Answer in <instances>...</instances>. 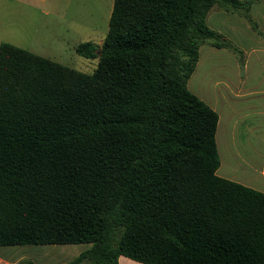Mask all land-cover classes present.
Returning a JSON list of instances; mask_svg holds the SVG:
<instances>
[{"label": "trees", "instance_id": "16d2710c", "mask_svg": "<svg viewBox=\"0 0 264 264\" xmlns=\"http://www.w3.org/2000/svg\"><path fill=\"white\" fill-rule=\"evenodd\" d=\"M258 0H114L85 74L0 44V247L88 245L66 264H264V193L217 175L219 115L188 82L207 22ZM19 264H34L25 259Z\"/></svg>", "mask_w": 264, "mask_h": 264}, {"label": "crops", "instance_id": "0c3cea01", "mask_svg": "<svg viewBox=\"0 0 264 264\" xmlns=\"http://www.w3.org/2000/svg\"><path fill=\"white\" fill-rule=\"evenodd\" d=\"M250 14L256 28L240 13L218 7L211 10L207 19L209 27L230 40L241 54L207 45L210 94L199 87L195 89L200 94L198 97L219 115L217 175L264 193V0L255 1ZM39 246L54 248L44 251ZM70 246L73 245L0 247V264H19L25 259L34 264H66L82 252L64 260L66 247ZM119 263L142 264L123 256Z\"/></svg>", "mask_w": 264, "mask_h": 264}, {"label": "rangeland", "instance_id": "374dc122", "mask_svg": "<svg viewBox=\"0 0 264 264\" xmlns=\"http://www.w3.org/2000/svg\"><path fill=\"white\" fill-rule=\"evenodd\" d=\"M113 5L114 0H0V44L7 43L79 72L93 74L99 58H85L78 54L77 47L85 42L102 47L109 32ZM209 50L207 45L202 46L200 64L188 82L196 96L200 95L196 87L210 94ZM86 247H66L63 259H73ZM38 248L48 251L54 247Z\"/></svg>", "mask_w": 264, "mask_h": 264}]
</instances>
